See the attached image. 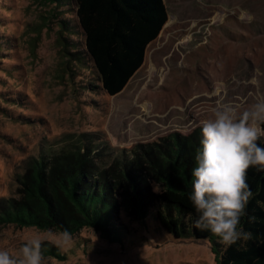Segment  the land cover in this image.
Segmentation results:
<instances>
[{
  "label": "rangeland",
  "instance_id": "obj_1",
  "mask_svg": "<svg viewBox=\"0 0 264 264\" xmlns=\"http://www.w3.org/2000/svg\"><path fill=\"white\" fill-rule=\"evenodd\" d=\"M163 1L166 25L110 97L83 53L74 6L0 0V200L16 198L29 160L84 136L118 156L173 132L190 135L222 105L239 114L264 98V0ZM120 222L130 233L122 245L86 229L62 247L45 240L61 257L43 254L46 264H218L210 241L172 242L150 224L148 233L122 214ZM36 235L0 225V250L15 256Z\"/></svg>",
  "mask_w": 264,
  "mask_h": 264
},
{
  "label": "trees",
  "instance_id": "obj_2",
  "mask_svg": "<svg viewBox=\"0 0 264 264\" xmlns=\"http://www.w3.org/2000/svg\"><path fill=\"white\" fill-rule=\"evenodd\" d=\"M46 1L75 7L83 53L110 97L119 95L142 67L147 47L167 23L163 0ZM78 54L69 53L75 61ZM86 137L28 161L16 180V198L0 200V225L57 233L67 229L72 237L93 230L104 241L122 245L130 235L120 222L122 214L148 233L152 225L172 242L210 241L218 264H264V171L247 170L252 196L239 228L249 238L226 246L210 231L193 227L198 213L189 197L201 127L190 135L173 132L113 157L92 148ZM257 143L264 147V137ZM44 247V255L61 260L50 246Z\"/></svg>",
  "mask_w": 264,
  "mask_h": 264
},
{
  "label": "clouds",
  "instance_id": "obj_3",
  "mask_svg": "<svg viewBox=\"0 0 264 264\" xmlns=\"http://www.w3.org/2000/svg\"><path fill=\"white\" fill-rule=\"evenodd\" d=\"M201 137L189 197L198 213L193 227L210 231L224 245L231 246L250 236L239 224L252 196L247 170L256 167L264 171V147L257 143L264 137V98L239 114L227 104L215 109L213 118L203 122ZM49 238L61 247L73 242L67 229L59 233L37 229V235L15 256L0 250V264H46L42 244Z\"/></svg>",
  "mask_w": 264,
  "mask_h": 264
}]
</instances>
